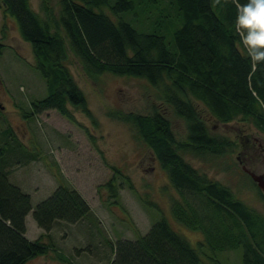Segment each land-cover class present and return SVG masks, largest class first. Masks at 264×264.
Listing matches in <instances>:
<instances>
[{"label": "trees", "instance_id": "16d2710c", "mask_svg": "<svg viewBox=\"0 0 264 264\" xmlns=\"http://www.w3.org/2000/svg\"><path fill=\"white\" fill-rule=\"evenodd\" d=\"M1 1L4 12L16 17L22 37L31 44L35 67L47 83L48 94L31 99L26 115L56 108L75 120L72 105L96 122L70 69L73 54L93 79L105 73L146 78L162 89V98L186 120L188 136L180 140L159 109L149 114L110 113L133 125L153 149L178 192L171 203L173 219L201 230L199 247L162 214L146 233L112 243L114 256L107 264H224L218 253L233 248L242 250L243 264H264V216L186 158L187 153L221 154L237 144L209 132L195 100L204 103L217 121L241 117L264 133V62L254 68L251 59L241 55L235 32L237 5L247 0H60L58 12L43 0L46 18L31 0ZM104 6L119 15L117 22ZM125 13L142 15L140 27L121 17ZM6 46L0 39V56ZM12 132L8 126L0 135V264H26L52 248L41 237L26 236L31 210L37 224L48 231L57 221L95 220L87 199L66 182L33 207L30 193L10 178L12 152H20L23 162L33 156ZM109 188L117 195L113 180ZM194 196H199L197 202ZM56 253L75 264L59 249Z\"/></svg>", "mask_w": 264, "mask_h": 264}, {"label": "rangeland", "instance_id": "374dc122", "mask_svg": "<svg viewBox=\"0 0 264 264\" xmlns=\"http://www.w3.org/2000/svg\"><path fill=\"white\" fill-rule=\"evenodd\" d=\"M47 2L54 11H59L60 0ZM31 3L47 17L43 0H31ZM103 9L118 21L119 15L113 14L109 6ZM121 17L131 20L136 27H140L143 18L131 13ZM0 39L7 45L0 56V135L10 126L12 133L33 154L23 162L18 159L20 152L11 153V180L30 193L33 207L66 182L87 199L95 220L57 221L48 231L37 224L31 210L26 217V236L41 237L52 248L26 264H71L58 257L57 249L75 264H107L114 256L112 243L146 233L154 219L162 214L199 247L203 239L201 230L188 228L173 219L171 203L178 192L153 149L139 137L133 125L110 114L115 111L149 114L159 109L171 121L177 138L184 140L188 136L186 120L162 98V89L143 77L105 73L93 79L71 54L70 69L85 92L96 122L72 105L75 120L56 108L26 115L31 99L48 94L47 83L35 67L30 42L22 37L16 17L4 12L1 0ZM195 102L209 132L222 134L237 144L221 154L187 153L186 158L210 177L228 185L264 216V133L241 117L228 123L217 121L204 103ZM241 136H248V141ZM112 180L116 183L117 195L109 188ZM198 197L194 196L193 201L197 202ZM146 199L153 200L155 205L147 204ZM218 257L224 264H243L239 248L220 251Z\"/></svg>", "mask_w": 264, "mask_h": 264}, {"label": "clouds", "instance_id": "9594fccd", "mask_svg": "<svg viewBox=\"0 0 264 264\" xmlns=\"http://www.w3.org/2000/svg\"><path fill=\"white\" fill-rule=\"evenodd\" d=\"M234 24L241 55L251 59L255 68L264 62V0H247L243 5L238 4Z\"/></svg>", "mask_w": 264, "mask_h": 264}, {"label": "water", "instance_id": "95a60500", "mask_svg": "<svg viewBox=\"0 0 264 264\" xmlns=\"http://www.w3.org/2000/svg\"><path fill=\"white\" fill-rule=\"evenodd\" d=\"M263 186H264V182H263V184H262Z\"/></svg>", "mask_w": 264, "mask_h": 264}]
</instances>
